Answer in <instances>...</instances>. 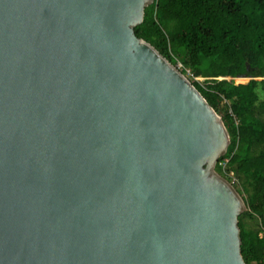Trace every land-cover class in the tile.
I'll return each instance as SVG.
<instances>
[{"label": "water", "instance_id": "1", "mask_svg": "<svg viewBox=\"0 0 264 264\" xmlns=\"http://www.w3.org/2000/svg\"><path fill=\"white\" fill-rule=\"evenodd\" d=\"M154 0H0V264H245L222 118L134 29Z\"/></svg>", "mask_w": 264, "mask_h": 264}, {"label": "trees", "instance_id": "2", "mask_svg": "<svg viewBox=\"0 0 264 264\" xmlns=\"http://www.w3.org/2000/svg\"><path fill=\"white\" fill-rule=\"evenodd\" d=\"M134 32L182 74L203 78L191 83L230 139L215 172L246 207L241 255L264 264V0H154Z\"/></svg>", "mask_w": 264, "mask_h": 264}, {"label": "built area", "instance_id": "3", "mask_svg": "<svg viewBox=\"0 0 264 264\" xmlns=\"http://www.w3.org/2000/svg\"><path fill=\"white\" fill-rule=\"evenodd\" d=\"M176 68L180 71L181 65H177ZM186 74L184 75L190 81H198V78H194L193 75L190 73L189 70H185Z\"/></svg>", "mask_w": 264, "mask_h": 264}, {"label": "rangeland", "instance_id": "4", "mask_svg": "<svg viewBox=\"0 0 264 264\" xmlns=\"http://www.w3.org/2000/svg\"><path fill=\"white\" fill-rule=\"evenodd\" d=\"M203 80V78H198V81H202ZM248 81V79H237L236 80V83L237 84H244V83H246Z\"/></svg>", "mask_w": 264, "mask_h": 264}, {"label": "clouds", "instance_id": "5", "mask_svg": "<svg viewBox=\"0 0 264 264\" xmlns=\"http://www.w3.org/2000/svg\"><path fill=\"white\" fill-rule=\"evenodd\" d=\"M184 75V74H183ZM231 184V183H230ZM232 185V184H231Z\"/></svg>", "mask_w": 264, "mask_h": 264}]
</instances>
